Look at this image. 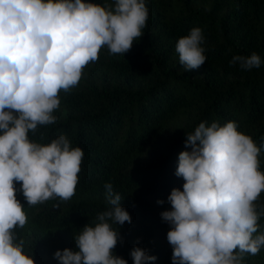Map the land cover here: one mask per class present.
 <instances>
[{
	"label": "trees",
	"instance_id": "trees-1",
	"mask_svg": "<svg viewBox=\"0 0 264 264\" xmlns=\"http://www.w3.org/2000/svg\"><path fill=\"white\" fill-rule=\"evenodd\" d=\"M85 2L105 6L112 0ZM145 4L146 27L131 49L114 55L102 47L78 84L59 92L55 123L28 133L30 141L41 145L64 135L84 153L75 194L67 201L57 197L30 206L22 182H14L27 215L25 226L15 229L17 242L24 241L34 264H59L57 250L79 251L75 235L86 225L95 226L98 215L111 207L106 183L131 217V223L112 224L118 233L113 255L134 264L130 252L140 247L156 257L148 264H172L171 225L161 213L172 210L171 191H183L185 181L175 174L178 157L191 151L186 134L201 122H235L260 147L259 170L264 173V0ZM196 27L204 36L206 62L184 71L176 44ZM253 52L261 57L260 67L244 70L239 63L230 64L233 56ZM255 203L258 212L264 211V191ZM257 223L254 236L264 233V215ZM242 255V264H264V247L256 255Z\"/></svg>",
	"mask_w": 264,
	"mask_h": 264
},
{
	"label": "clouds",
	"instance_id": "clouds-1",
	"mask_svg": "<svg viewBox=\"0 0 264 264\" xmlns=\"http://www.w3.org/2000/svg\"><path fill=\"white\" fill-rule=\"evenodd\" d=\"M148 12L145 0H112L105 6L85 0H0V264H34L24 241L17 242L15 229L25 226L27 215L14 182H22L30 206L57 197L67 201L75 194L84 155L64 135L41 145L28 133L55 123L59 92L78 84L102 47L114 55L131 49L143 35ZM203 42L198 27L179 38L176 52L184 71L206 62ZM261 62L253 52L233 56L230 64L251 70ZM186 137L191 151L179 154L175 173L185 181L183 191L174 188L168 196L172 210L161 213L171 225L172 264H242L243 253L256 255L264 247V233L253 235L264 215L255 203L264 191L260 147L231 121L201 122ZM104 187L110 209L75 235L79 251L54 253L59 264H127L112 253L118 239L112 224L131 223V217L112 184ZM130 255L134 264L156 259L140 247Z\"/></svg>",
	"mask_w": 264,
	"mask_h": 264
}]
</instances>
